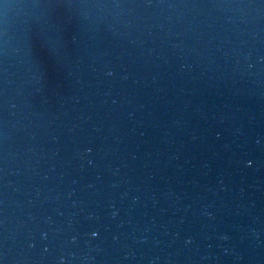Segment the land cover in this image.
Segmentation results:
<instances>
[{
    "label": "water",
    "instance_id": "obj_1",
    "mask_svg": "<svg viewBox=\"0 0 264 264\" xmlns=\"http://www.w3.org/2000/svg\"><path fill=\"white\" fill-rule=\"evenodd\" d=\"M0 264H264V0H0Z\"/></svg>",
    "mask_w": 264,
    "mask_h": 264
}]
</instances>
